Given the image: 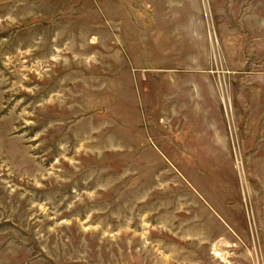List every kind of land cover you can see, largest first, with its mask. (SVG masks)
Listing matches in <instances>:
<instances>
[{
    "label": "rangeland",
    "instance_id": "rangeland-1",
    "mask_svg": "<svg viewBox=\"0 0 264 264\" xmlns=\"http://www.w3.org/2000/svg\"><path fill=\"white\" fill-rule=\"evenodd\" d=\"M172 73L239 142L173 144ZM0 264H264V0H0Z\"/></svg>",
    "mask_w": 264,
    "mask_h": 264
},
{
    "label": "crops",
    "instance_id": "crops-1",
    "mask_svg": "<svg viewBox=\"0 0 264 264\" xmlns=\"http://www.w3.org/2000/svg\"><path fill=\"white\" fill-rule=\"evenodd\" d=\"M203 85L182 83L178 77L172 73L169 81L171 87L166 95V136L171 137L173 144L181 142L190 146L198 144H208L212 149H221L222 146L229 145L230 141L239 142L238 124L234 127V133L230 136L226 133L225 122L215 81L211 74H201ZM196 99V100H195ZM237 122V121H236ZM230 146V145H229ZM185 151L181 160H191L185 157L190 155V151ZM228 156L231 155L226 153Z\"/></svg>",
    "mask_w": 264,
    "mask_h": 264
}]
</instances>
